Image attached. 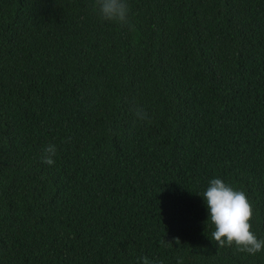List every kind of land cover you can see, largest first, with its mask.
<instances>
[{
  "label": "trees",
  "instance_id": "obj_1",
  "mask_svg": "<svg viewBox=\"0 0 264 264\" xmlns=\"http://www.w3.org/2000/svg\"><path fill=\"white\" fill-rule=\"evenodd\" d=\"M127 2L0 0V264H264L199 195L244 191L264 239V0Z\"/></svg>",
  "mask_w": 264,
  "mask_h": 264
},
{
  "label": "clouds",
  "instance_id": "obj_2",
  "mask_svg": "<svg viewBox=\"0 0 264 264\" xmlns=\"http://www.w3.org/2000/svg\"><path fill=\"white\" fill-rule=\"evenodd\" d=\"M95 3L102 20L131 27L127 0H95ZM135 114L139 120L147 119V113L140 109H137ZM56 155V146L48 144L42 151L41 160L51 166L55 163ZM199 195L206 204L208 212L206 222L214 226L211 236L217 247L235 246L237 250L247 252L249 255L264 251V239L258 238L251 230L254 206L244 191L235 189L220 178H213L206 190ZM162 243L171 244L165 240ZM141 260L142 264H159L148 257H142ZM177 264H183V259L178 258Z\"/></svg>",
  "mask_w": 264,
  "mask_h": 264
}]
</instances>
